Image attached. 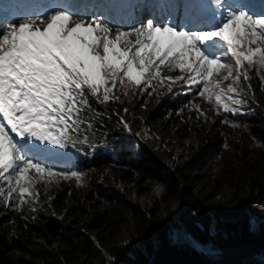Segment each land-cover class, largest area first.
<instances>
[{"label":"snow or ice","instance_id":"snow-or-ice-1","mask_svg":"<svg viewBox=\"0 0 264 264\" xmlns=\"http://www.w3.org/2000/svg\"><path fill=\"white\" fill-rule=\"evenodd\" d=\"M40 7L0 34V206L21 207L39 195L37 183L78 177L53 165L69 149L91 155L83 150L94 147L90 98L119 101L121 88L151 95L159 84L170 93L195 89L218 112L239 114L253 76L264 88V0H42ZM117 17L127 28L115 26ZM188 106L203 116L199 105Z\"/></svg>","mask_w":264,"mask_h":264},{"label":"rangeland","instance_id":"rangeland-1","mask_svg":"<svg viewBox=\"0 0 264 264\" xmlns=\"http://www.w3.org/2000/svg\"><path fill=\"white\" fill-rule=\"evenodd\" d=\"M173 73L176 74H170ZM229 83L230 80L224 81L221 87L226 89ZM249 83L251 90L245 87L241 95L247 100L246 104L251 103L264 112V88L261 87V81L254 77ZM241 87H244L243 82ZM138 91L129 88L125 94L123 88L114 89V95L119 96V101L105 104L117 113L120 110V117L126 123L132 119H142L138 131L134 133L139 143L136 151L160 163L171 174H174V169L181 174V189L177 197L164 199V188L159 182L121 166L105 165L94 171L86 165L90 160L89 156L75 153L71 149V153L62 162L53 166L57 171H75L79 174L78 177L71 180L61 179L59 183H37L35 188L39 190V195L27 198L19 208L12 206L16 217L21 221L13 220L7 224L6 234L9 237H15L20 232L26 236L23 221L36 214L50 212L62 225L57 236L44 239L27 235L29 243L35 241L37 245L34 246L59 254V249L65 248L61 236L80 232L89 237L103 255L107 256L106 248L111 244L134 241L139 233L134 228V220L129 210L124 211L107 202L103 196L106 193L115 196L130 208L143 212L151 209L154 217L174 222L185 230L194 216L204 213V208L212 210L221 219L238 217L244 209H248L250 213L257 214L258 220H264V191L248 188L247 184L234 189L226 177L220 174L228 149H221L216 158L207 154L210 144L223 134L232 137L238 133L232 127L231 119L234 114L223 113L222 109L218 112L214 101L206 102L195 94V89L188 93L174 88L170 93L167 87L156 84L155 92L151 95L148 92L137 95ZM176 92L184 94L183 101L176 109L166 108L163 102ZM189 101L200 106L203 116L195 108L186 107ZM245 105L240 106L241 111ZM151 127L154 130H150ZM178 129L182 134L176 132ZM230 152L234 156V150ZM255 157L254 148L250 146L239 160ZM30 175L35 177L34 173ZM193 199L200 208L189 205ZM101 210H109V216L91 227L90 221L94 213ZM120 216H123L121 221ZM190 237L194 238L193 235ZM29 243L24 242L27 246H30ZM197 247L202 249L203 246ZM205 247L210 248L208 245ZM23 258L45 264L39 258L29 255H23ZM77 258L85 259L89 264H95L98 259L82 254Z\"/></svg>","mask_w":264,"mask_h":264},{"label":"trees","instance_id":"trees-1","mask_svg":"<svg viewBox=\"0 0 264 264\" xmlns=\"http://www.w3.org/2000/svg\"><path fill=\"white\" fill-rule=\"evenodd\" d=\"M183 99L184 94L176 92L163 105L176 109ZM90 103L95 109L91 114L93 128L89 132L94 147L84 146V151L91 152L87 167L96 171L105 165L121 166L159 182L164 188V199L177 197L181 189V174L176 169L171 174L160 163L136 151L139 143L134 133L138 131L142 119L128 121L129 131L105 104L96 102L94 98H90ZM231 122L238 133L232 137L223 134L210 144L207 154L216 158L221 149H228L220 174L234 189L247 184L248 188L264 191V112L249 103L242 107L239 114L233 115ZM250 146H253L256 157L240 161V156ZM232 150L238 158L230 154ZM103 196L118 208L129 210L134 228L139 233L136 240L114 242L106 248L105 256L89 237L74 232L61 236L65 248L59 249V254H53L34 246L37 245L35 241L29 243L27 237L32 235L48 239L57 236L62 225L50 212L24 220L26 236L20 232L15 237H9L6 234L7 224L21 219L16 217L12 207L3 205L0 206V264H39L33 259L23 258V255L39 258L45 264H89L85 259L78 260L77 256L81 254L97 257L95 264H264V220H258L257 214L250 213L248 209H244L238 217L221 219L212 210L204 208L203 214L194 216L187 224L186 233L176 223L154 217L151 209L143 212L128 207L109 193ZM189 205L201 207L195 199ZM108 211L95 212L90 226L109 216ZM119 220H123V216ZM190 235L195 236L202 249L189 238Z\"/></svg>","mask_w":264,"mask_h":264},{"label":"bare ground","instance_id":"bare-ground-1","mask_svg":"<svg viewBox=\"0 0 264 264\" xmlns=\"http://www.w3.org/2000/svg\"><path fill=\"white\" fill-rule=\"evenodd\" d=\"M133 19H134V18H133ZM115 25H116V26H120V27H125V26H127V24L122 25L121 22H120L119 24L116 22ZM169 75H171V74L169 73ZM172 75H174V73H173ZM150 130H154V128L151 127ZM176 132H178L179 134H182V131H179V129H178ZM176 134H177V133H176ZM175 141H177V139H175ZM181 142H183V141H181ZM72 150H73V149H72ZM70 153H71V149L68 150V154H70ZM198 246H200V244H199ZM199 249H200V248H199Z\"/></svg>","mask_w":264,"mask_h":264},{"label":"water","instance_id":"water-1","mask_svg":"<svg viewBox=\"0 0 264 264\" xmlns=\"http://www.w3.org/2000/svg\"><path fill=\"white\" fill-rule=\"evenodd\" d=\"M189 238L196 244V246H198L200 243L195 239V236H194V238H191L190 236H189ZM98 249H100V248H98Z\"/></svg>","mask_w":264,"mask_h":264}]
</instances>
